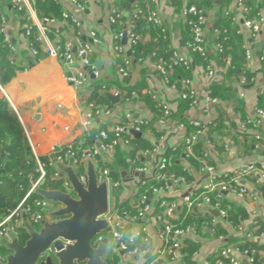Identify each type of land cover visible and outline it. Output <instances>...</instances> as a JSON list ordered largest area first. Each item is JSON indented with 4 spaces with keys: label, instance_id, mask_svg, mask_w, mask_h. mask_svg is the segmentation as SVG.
<instances>
[{
    "label": "crops",
    "instance_id": "obj_1",
    "mask_svg": "<svg viewBox=\"0 0 264 264\" xmlns=\"http://www.w3.org/2000/svg\"><path fill=\"white\" fill-rule=\"evenodd\" d=\"M53 1L60 4L62 11L74 15L79 26L63 24L49 27L51 40L55 45L57 42L62 45L67 39L87 42L90 41L89 31L95 30L100 42L94 47L90 62L98 69L99 76L90 77L83 86L76 87L67 77L71 69L61 59L43 54L37 59L31 57L26 49V27L28 20L32 22V19L16 13L12 6L23 4L27 8L32 2L0 0L1 19H6L5 30L13 47V50L9 47V59L23 68L16 71L6 85H0V97L7 100L17 116L34 162L36 158L48 161L49 154L69 145L78 148L85 135L101 127H104L101 131L108 132L111 137L114 126L126 125V114H130L134 121L149 120L148 126L138 131L141 133L139 138L129 131L123 136L129 140V145L122 140L106 154L109 166L115 162L117 152L122 153L125 160V165L118 167L119 188L109 190V210L137 217L135 220L126 217L121 223L122 232L127 237L134 236L128 246L135 252H114L113 243L109 240L108 255L116 258L117 264H218L221 249L229 248L230 255L239 264H264V229L261 231L264 223V193L261 192L264 188V117L257 116L255 112L256 109L264 111V22L260 31L252 34L242 25L239 0H232L224 11V16L230 21L231 40L226 43V54H221L216 50L221 32L215 24L222 14L219 0H215L217 5L202 9L208 59L201 62L190 50L189 32L182 15L183 7L191 0H130L124 7L120 6L124 0H86L82 10L75 9L68 0ZM250 1L257 4L260 0ZM242 4L245 5L243 1ZM115 6L120 8V17L112 25L108 19ZM153 10L159 14L160 27L153 25L150 31H144L149 27L145 17ZM250 16L264 18V10L253 15L250 13ZM135 20L138 24L143 23L138 34L140 44L154 45L157 41L158 54L170 59V54L176 51L190 61L191 68L185 69L181 75L174 68L168 70L166 82L150 55L136 61L130 58L129 47L123 45L125 55L131 59V67L127 77L118 75L117 61L112 55L116 45L113 34L119 28L121 32H128ZM237 62L239 68L236 67ZM207 66L213 71L211 76L207 75ZM238 69L241 72L236 76L233 72ZM83 70L87 69L83 67ZM241 77L245 78L243 85L239 83ZM183 79H190L189 88L196 93L194 105L181 99L180 94L185 91ZM101 82L110 88L106 93L113 96L119 87L142 88L139 87V91H134L131 98L124 101L119 94V102L108 108L109 116L90 118V104L97 108L107 107L97 106L90 99L95 92L100 93L97 87ZM223 83L234 89V95L215 97L217 103H208L212 88ZM146 96L153 102L152 107L147 104ZM160 105H167L170 111L164 123L158 121ZM191 121L199 122L204 130L197 143L187 147L184 142L195 131ZM134 139H141L145 145V149L136 151L135 158L130 155L135 151ZM145 151L149 153L144 155ZM95 162L98 165L97 157ZM161 162H166L167 166L162 171L163 178L156 179L155 170ZM249 164L256 169L241 180L246 188L245 195L206 188L210 182L227 179L235 170ZM54 172L66 177L58 165ZM45 189L55 190L51 187ZM142 195L146 198L147 211L139 218L137 205ZM167 203L175 205V213L170 218L164 216ZM233 207L243 209L246 215L236 225L229 224L219 213V210L231 212ZM42 211L43 217L51 220L49 212ZM165 222L184 231L180 238L181 246L177 249L171 247V242L165 238ZM25 223L29 220L22 212L15 222V229L23 228ZM245 243L263 247L258 251V262L252 253L239 250ZM6 256L7 252L0 255L1 262Z\"/></svg>",
    "mask_w": 264,
    "mask_h": 264
},
{
    "label": "built area",
    "instance_id": "obj_2",
    "mask_svg": "<svg viewBox=\"0 0 264 264\" xmlns=\"http://www.w3.org/2000/svg\"><path fill=\"white\" fill-rule=\"evenodd\" d=\"M72 5L75 6V9L82 10L83 9V2L86 0H68ZM114 1V0H112ZM239 7L242 10V17L243 22L242 25L245 29L249 30L252 34H257L260 29L261 25L264 22L263 17H251L250 16V9L249 7L242 4V1H238ZM28 12L32 19V23L36 26L38 30V34L34 38L33 42H28L26 45V49L29 55L33 58L38 57V49L36 45L40 46V53L43 55L54 56L61 59L70 69L71 73H69L68 80L76 87L83 86L90 77L97 78L99 76L98 69L91 64L90 62V55L93 53L94 47L99 44V38L95 30L89 31V39L90 41L87 42H80L79 40H66L62 45L56 43L54 44L53 41L48 36L49 27H57L63 24L78 27L79 20L74 16L69 14L66 11H62L61 17L59 19L56 18H44L42 20L38 19L35 15V12L32 8L28 5ZM182 15L185 18L186 24L189 29V47L193 53H196L202 57V59H208V50L205 42V14L202 9L197 8L195 5L188 3L182 9ZM120 17V10L117 6L112 9L111 16L109 17L108 21L110 24H116L118 18ZM145 21L147 24L154 25L156 27H160V17L157 11L153 10L148 13L145 17ZM6 19H1V28L0 32L3 35V39L6 43H8L11 50L13 47L10 45L9 36L5 30ZM29 31H27V34ZM128 34V32H127ZM123 36V32H115L113 34V39L116 42V45L113 47V58L116 62V71L118 75L122 77H127L129 74V70L131 67V59L125 55V46L131 47L136 46L140 41V36L135 33H130L127 35V43L123 46L119 41H121ZM216 50L218 52L222 51L221 44H216ZM175 66H181L186 70L190 68V61L183 56H181L178 52L173 51L171 53V57L169 62L160 59L155 64L156 70L163 76V79L168 81V70L172 69ZM83 67L87 69L86 71L83 70ZM206 72L208 76L213 74L212 69L207 66ZM240 85L245 83V78L241 77L239 80ZM183 86L185 87V91H182L180 96L182 100H187L190 102L191 105L196 103V93L193 89L189 88L190 79H183L182 81ZM114 96H119V93L116 91ZM208 103L215 104L217 103V99L215 97L209 96L207 99ZM91 111L88 113V117H96V116H109L110 109L108 107H101L97 108L94 107L93 104H90ZM161 116L158 118L160 123H164V119L169 116L170 111L167 105H160ZM256 115L264 117V111L261 109H256ZM126 125H116L112 129V137H109L108 132L101 131L96 140L98 145L92 147L90 149L81 150L79 157H77V149L73 148L72 146H66L61 149L54 151L53 153L48 155V162H42L39 158H36L34 173L38 175V179L31 183L30 188L24 195L22 201L14 206L12 209H7L6 214L4 216H0V237L6 238L9 232H15L17 228L15 226V222L20 218L21 213L24 212L25 214L29 212V207H24V202L28 199V197L36 193V190L40 187L41 181H44V177L46 175L45 167L46 165L56 166V165H65L70 166L74 173L77 175L80 183L83 186H86L87 183V176H86V166L87 162H91L94 165L96 170L99 182H105L108 186V189H118L119 182L112 181L109 178L110 171L107 165V153L116 147L120 141L126 145H129V140L123 139L125 133L129 132L130 130L139 131L143 127L148 126L149 120L148 119H141V120H132L130 114L125 115ZM191 125L195 128V131L190 134V136L185 140L184 144L187 147H191L192 145L196 144L199 138V135L204 130V127L200 125L199 122L191 121ZM149 153V151H145L144 155ZM101 156V167L96 165L95 159L96 157ZM167 166L166 162H161L156 170H155V178L162 179V171ZM256 167L252 164H249L241 169L235 170L231 176L227 179H221L220 181L210 182L207 185V189L210 191H231L236 192L239 196L245 195L246 188L243 187L241 184V180L251 173L255 171ZM210 171V169H208ZM263 172V171H262ZM54 179L62 181V187L64 192H67L72 195V189L66 177H62L61 173L54 172L53 175ZM141 184H145L142 182ZM146 198L142 195L138 200L137 205V216L139 218L143 217L147 211V207L145 206ZM41 210L52 212L55 211L57 208V204L45 200L38 201L36 203ZM175 213V205L168 204L165 205L164 209V216L165 218L173 217ZM220 215L223 218H226L227 213L224 210H219ZM126 217L135 220L137 217H130L128 216L127 212H120L119 210H109L104 215V219L108 224V239L111 240L113 243L114 252H126L127 254H133L134 250L129 249V244L133 242L132 237H127L121 230V223L122 220ZM45 219L40 214H37L33 217V222L38 224V220ZM47 219V218H46ZM48 220V219H47ZM163 232L165 234V238L171 242V247L177 249L181 246L180 238L183 236L184 231L180 228L171 225L168 222H165L163 227ZM138 235V232L135 233ZM106 237L102 234L96 236L94 240V245L101 242V240ZM231 249L223 248L219 252V257L217 260L218 264H239L236 259H234L230 255ZM248 253V252H244ZM250 253L253 254L251 251ZM220 258V259H219ZM224 259L226 263L222 260ZM1 262V260H0ZM150 264H159V263H150Z\"/></svg>",
    "mask_w": 264,
    "mask_h": 264
},
{
    "label": "trees",
    "instance_id": "obj_3",
    "mask_svg": "<svg viewBox=\"0 0 264 264\" xmlns=\"http://www.w3.org/2000/svg\"><path fill=\"white\" fill-rule=\"evenodd\" d=\"M32 2L31 8L35 12V15L38 19L42 20L44 18H56L59 19L61 17L62 13V7L59 3L53 1V0H30ZM125 1V2H124ZM121 3V7H124L127 5V3L130 0H124ZM232 0H219L218 7L221 11V19L218 21L217 24H215V27L218 31L221 32V40L218 42L222 46V51L219 52L221 54H226V48L228 45L226 43L230 42V21L224 16V11L226 6L231 2ZM243 3L250 8V13L253 15L257 12H259L261 9L264 10V0H260L257 4L250 1V0H242ZM191 4L195 5L199 9H207L211 6L217 5L215 3V0H191ZM16 13L21 14L23 17L29 19L30 15L26 7L23 6V4L14 7L12 6ZM11 7V8H12ZM119 8V7H118ZM120 9V8H119ZM1 11H0V26H1ZM138 21H132L131 23V30L128 31V34L135 33L139 34L140 28L143 26V23H137ZM146 23V21H145ZM147 24V23H146ZM149 25L148 28H145L144 31H150L153 25ZM187 25V24H186ZM27 31L26 32V38L28 42H33L34 38L38 34V30L36 26L32 24L30 19L28 20ZM188 29V26H187ZM121 30V28L118 29V32ZM58 31V30H57ZM159 32V30L157 29ZM189 32V29H188ZM49 38L51 39L52 36L48 34ZM160 36L162 37V34L160 33ZM52 41V40H51ZM190 41V37H189ZM226 41V42H225ZM159 42H155L154 45H142L139 43L131 47L129 49V55L130 58L133 57L136 61H142L145 59L148 55L152 57V59L155 61V64L158 62V60L163 59L167 62H169V57L166 55H160L158 54L157 49ZM36 48L38 49V57L40 58V46L36 45ZM154 52V53H153ZM153 53V54H152ZM11 54V50L7 43L3 40V35L0 32V85L4 86L8 82H10L13 77L16 74V71L22 70V67H19L15 64L14 61H10L9 56ZM171 55V54H170ZM195 58L198 61L203 62L202 57L200 55L194 53ZM264 65V63H263ZM236 67L239 68L238 62L236 64ZM174 71L177 72V74L181 75L184 73L185 69L181 66H175L173 67ZM191 68V64H190ZM189 68V69H190ZM241 71L240 69L236 70L235 73L236 76H239ZM264 73V69H263ZM170 83V82H169ZM142 88V86H139ZM129 88V87H119L120 90L118 93L121 96V99L124 101L126 99H130L131 95L134 91H139L140 88ZM100 89V93L92 94L90 96L91 100H94L95 105L102 106L106 105L108 108L112 107L111 102L106 97L105 93L110 89L109 87L106 88V84L102 83L97 87V90ZM211 96L213 97H232L234 95V89L231 88V86L222 84L220 86H216L212 88V91H210ZM146 102L149 106H153V102L150 100L149 96L145 97ZM188 103V101H187ZM186 103V104H187ZM264 103V102H263ZM188 105V104H187ZM151 106V107H152ZM104 129V127H101V129L93 131L87 135L84 136L83 141L81 142L80 146L77 149V157H79L81 150L90 149L92 147H95L98 143L96 140V137L100 133V131ZM112 137V136H111ZM133 144H135V151L130 152L131 157L136 155V151L139 149H145L144 142L141 139H134ZM117 157L115 162L111 164L108 168L111 172L109 175V178L112 181H117L119 177V166L125 165V160L123 159V154L117 152ZM98 165L101 167V156H98ZM42 162H48L46 159H41ZM35 167L34 158L32 155V152L30 150V147L28 145V142L26 140L25 134L23 132L22 126L15 115L14 111L8 104L7 100L4 97H0V216H4L6 214L7 209H12L14 206H16L20 200H22L25 193L28 191L31 182H34L38 179V175L33 173V169ZM54 166L46 165V175L44 177L43 181V188L51 187L55 190H62V182L59 180L54 179ZM29 176L31 178L29 179ZM261 192L264 193V188H261ZM42 200V197L39 196L37 193L31 194L28 199L24 202V207H29V212L26 213V218L29 220V223L36 227V223L33 222V217L37 214H40L41 216H44V212L36 205L38 201ZM246 215L243 209L241 208H235L233 207V211L228 212L226 216V220L231 225H236L240 223L241 219H245ZM38 229V228H37ZM264 229V223L261 225V231ZM17 238L19 240L20 244H23L27 239L28 235L24 228L17 229L16 231ZM104 236H108V231L103 232ZM263 247L261 245H257L255 243H245L243 246H240L239 250L244 252H251L254 250V253L252 256L255 258V260L258 259V251L262 250ZM6 251L0 247V255H5ZM258 262V260H257ZM107 264H117L116 258H111L110 255H107Z\"/></svg>",
    "mask_w": 264,
    "mask_h": 264
},
{
    "label": "water",
    "instance_id": "obj_4",
    "mask_svg": "<svg viewBox=\"0 0 264 264\" xmlns=\"http://www.w3.org/2000/svg\"><path fill=\"white\" fill-rule=\"evenodd\" d=\"M122 45L127 43V31H123ZM111 104L119 102V96L106 93ZM134 137L141 133L130 130ZM202 140V138H200ZM65 174L72 195L61 190L42 188L36 193L43 199L57 205L49 218L38 220V229L30 223L24 224L28 239L20 244L16 232L0 237V247L7 252L0 264H107L108 237L94 245L96 236L108 229L103 218L109 208V189L105 182H99L94 165L86 166L87 183L83 186L73 169L58 165Z\"/></svg>",
    "mask_w": 264,
    "mask_h": 264
},
{
    "label": "rangeland",
    "instance_id": "obj_5",
    "mask_svg": "<svg viewBox=\"0 0 264 264\" xmlns=\"http://www.w3.org/2000/svg\"><path fill=\"white\" fill-rule=\"evenodd\" d=\"M36 227L38 228L39 226L36 225Z\"/></svg>",
    "mask_w": 264,
    "mask_h": 264
}]
</instances>
